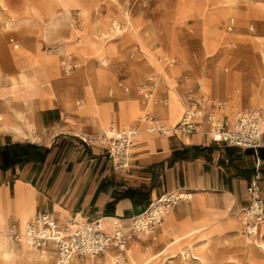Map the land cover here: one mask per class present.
<instances>
[{
    "label": "crops",
    "instance_id": "obj_1",
    "mask_svg": "<svg viewBox=\"0 0 264 264\" xmlns=\"http://www.w3.org/2000/svg\"><path fill=\"white\" fill-rule=\"evenodd\" d=\"M38 2L40 0H35L34 4L27 5V8L32 10ZM37 7L39 11L32 10L31 14L43 18L44 8ZM234 24V18L229 17L226 30L231 32ZM248 30L252 31L253 26L250 25ZM9 42L13 43V49L9 52L10 58L20 59L28 56L29 49H33L32 56L39 62H46L47 58L53 55V46L44 41L43 37L23 47L15 44L13 38H10ZM170 45V52L176 53L173 42ZM253 45L259 51L262 50L260 53L264 65V41H253ZM247 49L245 46L244 50ZM110 51L111 47L106 45L102 55L89 53L82 58L74 52L71 54L81 62L87 59L102 62L113 55L109 54ZM69 55L64 57L70 58ZM60 56L63 55L55 53L57 62ZM115 64L119 70L116 78L131 83L137 84L144 73L136 77L131 76L133 72L128 69L137 63ZM146 70L148 71V67ZM251 71L254 70L245 65L242 71L233 76L232 88L235 89L237 100L238 88L242 89L244 85L242 77L249 76ZM79 73H84V69ZM177 73L174 75V84L164 79L161 81L156 75L160 85L167 89L170 102L168 106L163 104L164 107L155 103L151 105V109L149 102L146 105L141 103L137 90V94L131 92L122 81L116 84L122 93L118 99L98 102L97 92L103 84L111 82L113 78L111 81L98 80V86L93 81L94 100L98 106L97 116L89 112H79L77 108H73L71 102L70 108H67L59 91L57 92L61 105H55L57 95L53 98L44 92H33L24 84L19 74L17 77L11 75L8 85L0 84V220L7 229L12 224L21 228L22 217L26 218V223L37 211H45L58 219L73 216L98 221L101 226L104 221L102 228L110 232L113 223L118 220L128 228L129 218L143 212L160 196L184 192L191 195L190 200L179 202L154 231L155 235L145 236L144 239L138 236L130 240L127 246L134 240V251L138 250L145 258L149 252L154 253L153 259L169 250L172 254L165 257V261L174 254H179L181 263L183 255L187 256V264L189 260L197 261L193 256L195 255L209 260L208 264H215L219 241L228 245L226 254L241 260L243 264L264 261V254L257 248L249 247L242 253L239 232L243 236L245 234L236 214L237 210L247 204V186L256 160L261 163L264 173V135L263 144L257 149H242L213 143L206 135L200 133L151 136L142 132L136 141L131 168L126 172H115L111 168L104 148L86 146L79 139V132L91 133L103 128L100 115H111L108 123L113 124L116 103L123 105L124 117L137 119L147 110L166 124H174L185 107V103L178 99V92L183 90V82L177 78ZM95 74L96 71H91L90 77L94 78ZM80 92L84 99V90ZM112 94V91L108 92L109 97H112ZM160 95L162 93L158 92V96ZM29 96L32 99L30 110L26 102ZM262 96L254 92L245 104L262 105ZM174 99H177L182 108L181 112L173 104ZM255 107L264 106L247 108ZM214 111L220 114L216 109ZM18 112L20 116L17 115ZM66 115L72 122L63 121ZM83 120L91 124L85 125ZM137 120L122 126L137 125ZM27 122L32 125L31 133L27 129ZM17 126L24 134L14 129ZM52 130L55 132L51 138L42 142L46 140V131ZM31 145L37 147V153L27 148ZM261 196L264 199V186ZM245 243L247 244L246 240ZM11 246L17 250L19 241L12 242ZM179 247L184 248L178 251ZM44 250L51 252L52 258L45 263L36 260V264H48L51 259L54 261L53 248ZM105 256L106 254L98 257L99 264H102L101 260ZM173 261L178 263L177 259Z\"/></svg>",
    "mask_w": 264,
    "mask_h": 264
},
{
    "label": "rangeland",
    "instance_id": "obj_2",
    "mask_svg": "<svg viewBox=\"0 0 264 264\" xmlns=\"http://www.w3.org/2000/svg\"><path fill=\"white\" fill-rule=\"evenodd\" d=\"M34 1L4 0L0 2V84L2 85H8L9 77L11 75L17 77L18 74L20 77L21 75L29 77L30 81L47 82L50 80L55 89L52 97L57 95L55 105H61L58 97L60 93L67 108H70L71 102L73 108H77L79 112H89L97 116L98 106L96 114L84 110L89 105L85 89L88 86L93 89V81L98 86V80L111 81L113 78L111 82L103 84L101 90L97 92V101L103 102L118 99L122 95L116 87L119 81L126 84L131 92L134 91L137 94L138 86L152 73L158 75L161 81L164 79L169 83H175L174 75L179 68L177 78L183 82V90L178 92V99L183 104L186 93L192 90L202 95L203 98L216 102H228L233 99L239 105L237 110L250 106H264V81H262L264 65L260 53L262 50L259 51L253 45V41H264V0H40L35 7H32V10L38 12L37 6L43 7V18L32 15V10L27 8V5L34 4ZM4 5L9 11L3 10ZM229 17H233L235 22L231 32L225 28ZM6 19H11L8 27L5 23ZM117 24H124L125 27L120 36L110 30ZM250 25L253 26L252 31L248 30ZM41 37L53 46V55L47 58L46 62H39L36 57L32 56L33 49H29L28 56L20 59L9 57V52L13 49V43L9 42L10 38H13L14 43L19 47H23ZM171 42H173V49L176 53L170 52ZM106 45L111 47L109 54L113 55L102 62H95L94 59L81 62L71 54L74 52L82 58L89 53L102 55L105 53ZM245 46L247 50H244ZM55 53L63 55L58 58V62L54 58ZM157 54H162V56ZM68 55L70 59L64 57ZM156 55L163 65L154 64ZM168 57L175 59L173 67L166 65L165 59ZM116 62L131 65L137 63L128 70L133 72L132 77L144 72L139 82L135 84L122 78H116L119 74ZM245 65L254 71H251L249 76L242 77L244 85L242 89L238 88L237 100L234 94L235 89L232 88L233 76L236 72L242 71ZM83 69L84 73H79ZM94 70L97 74L92 78L90 72L93 73ZM248 78L250 81L247 82ZM22 81L24 82L23 79ZM58 81L61 83L59 84ZM24 84L33 90L28 83L24 82ZM48 88L49 86L46 85L40 89V92L45 93ZM81 90H84V99ZM109 91L113 92L112 97H109ZM158 92L162 95L158 96ZM254 92L263 95L262 105L245 104ZM163 101H166V106H168L170 97L167 89L158 82L149 100L150 109L155 103L163 106ZM26 102L27 107L32 106L30 96ZM115 108L116 117L112 122L114 125L121 127L123 124L138 119L130 116L124 117L125 110L121 103H116ZM110 117L111 115L108 114L106 117L100 115V124L103 128L95 132L105 130L110 124L108 123ZM63 121L72 122V119L66 115ZM83 121L85 125L91 124L86 120ZM54 132L53 130L46 131V140L42 142H47ZM67 132L72 131L67 130ZM85 133L88 132H79L81 135ZM24 221L25 218L22 217L21 228ZM1 229L8 236L7 227L3 225ZM137 235L140 239H144L145 236L149 237L144 234ZM246 238V235L243 236L239 232L242 253L250 247V244L245 243ZM135 244L133 240L127 246L125 264H132L127 249L133 248ZM225 244L217 242L218 257L215 258V264H243L241 260L226 254L225 249L228 245ZM183 248L179 247L178 251ZM142 250L144 251L143 248ZM171 254L168 250L152 259L154 253L149 252L147 258L143 255L136 257V264H168L169 260L165 261L164 258ZM178 255L169 264H182ZM105 257L101 260L102 264L104 261L112 264L110 258L107 255ZM197 257L203 261L189 260V264H208L209 260L201 256ZM175 259L178 263L173 261ZM4 263L5 261L0 258V264ZM10 263L25 264L20 257ZM52 263L51 259L48 264ZM255 264H264V261L260 260Z\"/></svg>",
    "mask_w": 264,
    "mask_h": 264
},
{
    "label": "built area",
    "instance_id": "obj_3",
    "mask_svg": "<svg viewBox=\"0 0 264 264\" xmlns=\"http://www.w3.org/2000/svg\"><path fill=\"white\" fill-rule=\"evenodd\" d=\"M116 29L115 26L110 28L112 32ZM157 85L156 75H149L138 86L137 92L143 105L152 98ZM163 104L166 105V101ZM215 109L220 112L219 115L215 114ZM137 121V125L121 127L110 124L101 132L85 133L79 139L86 146L104 148L115 172H126L131 168L136 141L142 132L151 136L200 133L213 143L242 149H257L263 144L264 107L240 109L230 116L225 112V102L207 100L192 90L186 93L184 110L174 124H166L147 110ZM263 186L264 173L261 163L256 160L247 186V204L236 211L244 234L253 242L264 240V231L261 230L264 224ZM190 198L191 195L184 192L160 196L143 212L129 218L128 228L118 220L113 223L110 232H106L98 221L73 216L58 219L48 212L37 211L25 224L23 232L12 224L7 233L14 242L24 235L37 250L53 248L52 264H99L98 257L106 252L112 253L114 264H125L128 242L137 238V234L152 236L174 206ZM186 260L187 256L183 255L182 264H187Z\"/></svg>",
    "mask_w": 264,
    "mask_h": 264
},
{
    "label": "bare ground",
    "instance_id": "obj_4",
    "mask_svg": "<svg viewBox=\"0 0 264 264\" xmlns=\"http://www.w3.org/2000/svg\"><path fill=\"white\" fill-rule=\"evenodd\" d=\"M5 10H8L7 7H5ZM9 11V10H8ZM73 12V11H72ZM77 13V12H76ZM58 14V13H57ZM62 14V13H61ZM65 14V13H64ZM121 14V13H120ZM72 15V14H71ZM66 16V14H65ZM108 17V16H107ZM65 18V17H64ZM104 18V17H103ZM101 20V19H100ZM129 20V19H128ZM127 21V20H126ZM6 26H10L11 24V19H6ZM101 23V22H100ZM126 23V22H125ZM48 24V23H47ZM53 24V23H52ZM54 25V24H53ZM103 25H105L103 23ZM128 25V24H127ZM137 25V24H136ZM107 26V25H106ZM121 26L123 29H121ZM47 27V26H46ZM54 27V26H53ZM115 27H117V29L115 30L116 34L117 35H122V32L125 30V27H124V24H117L115 25ZM128 27V26H127ZM134 27V26H133ZM138 27V26H137ZM57 28V27H56ZM76 30V29H75ZM50 34V33H49ZM116 52V50L114 51ZM158 56H162V54H157ZM157 55H156V59L154 61V64L155 65H163L162 62H160L158 59H157ZM165 57V55H163ZM167 65L169 67L173 66L174 65V62L175 60L173 58H167L165 59ZM150 75H156L155 73H152ZM22 79L24 80L25 83H28V85L30 87L33 88L34 92L36 93H39L40 92V89H42L44 86L48 85L49 88L45 91V93H48L49 96L52 97V94H53V91L55 90L54 89V86L52 85V83L49 81L47 82H39L37 80L35 81H30L28 78L29 77H26L25 75H21ZM172 79V78H171ZM170 80V79H169ZM58 83L60 84L61 81H58ZM174 84V82L172 83ZM39 89V91H38ZM86 95L88 97V100H89V105L87 107H85L84 110H88V111H91L92 113L96 114V110H97V105H94L96 104L95 103V100H94V94H93V89L91 86H88L86 89ZM94 103V104H93ZM172 104V102H171ZM173 104L176 106V108H178L180 111H181V107L180 105L178 104V101L177 99H174L173 100ZM31 106V105H30ZM28 110H30L31 107H27ZM239 108V105L237 103L234 102L233 99H231V101H228V102H225V112L227 114H229L230 116H233L235 111H237V109ZM215 114H217L216 111H214ZM18 116H20V113L18 112L17 113ZM218 115V114H217ZM14 128V127H13ZM20 128V127H19ZM18 128H14L16 129V131L18 133H21V134H24L20 129ZM2 129V128H1ZM27 129L29 130V132L31 133V129H32V125L31 123L27 122ZM33 131V130H32ZM170 214V213H169ZM168 214V215H169ZM167 215V216H168ZM166 216V217H167ZM26 219V218H25ZM104 222V221H103ZM102 222V226H104L105 223ZM27 223V222H26ZM25 223V224H26ZM25 224H22V228H19L21 232H23L24 230V227H25ZM5 225L1 220H0V258H2L6 264H9L10 262H15V260L20 257V259L23 261V263L25 264H36V260H38L40 263H45L47 260H49L50 258H52V254L51 252H49L48 250H36L34 249L30 242L28 241L29 239L27 237H25L24 235H21L19 237V240L20 241V244H19V247L17 250H15L11 244L12 242L14 241H11L9 236H6L4 233L5 231L1 229V227ZM262 227V230L264 231V224L261 225ZM18 240V241H19ZM17 241V242H18ZM246 242L247 244H250V247L251 248H257L260 252H262L264 254V240H261V242H258V241H254L251 240L250 238H246ZM252 244H254L253 246H251ZM128 251V256L131 260V263L132 264H136V257H140L141 254L138 250L134 251V249L131 247L129 249H127ZM111 260L112 264H114L113 262V256H112V253L111 252H106L105 253ZM195 259H198L200 260L201 262L203 261V259L193 255ZM106 258V257H105ZM176 258V255H173L171 256V258L169 259L168 261V264L172 262V259ZM249 260V259H248ZM208 262V261H207ZM251 262H253V259L251 260ZM4 263V264H5ZM11 264V263H10ZM104 264H109L107 261H104Z\"/></svg>",
    "mask_w": 264,
    "mask_h": 264
},
{
    "label": "trees",
    "instance_id": "obj_5",
    "mask_svg": "<svg viewBox=\"0 0 264 264\" xmlns=\"http://www.w3.org/2000/svg\"><path fill=\"white\" fill-rule=\"evenodd\" d=\"M27 148H28V149H33V150L35 151L37 147L34 146V145H31V146H27ZM35 152H36V151H35ZM36 153H37V152H36Z\"/></svg>",
    "mask_w": 264,
    "mask_h": 264
}]
</instances>
